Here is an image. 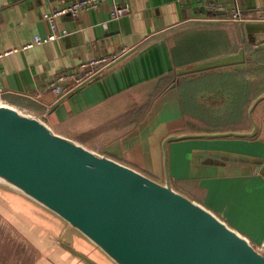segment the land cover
<instances>
[{"label": "crops", "instance_id": "crops-1", "mask_svg": "<svg viewBox=\"0 0 264 264\" xmlns=\"http://www.w3.org/2000/svg\"><path fill=\"white\" fill-rule=\"evenodd\" d=\"M70 1L0 0V53L20 49L35 35H49L47 15ZM115 1L127 9L121 16H112V0L74 16H61L56 19L58 39L2 58L4 102L37 115L56 133L164 182L167 137L238 132L201 127L187 119L200 116L198 100L207 91L201 72L213 69L192 70L237 54L232 52L237 47L235 25H242L248 40L243 31L248 21H233L230 16L239 10L248 20L260 18L264 0ZM254 44L249 55L257 60L264 56V40ZM124 48L130 49L127 55L72 94L57 99L47 88L63 70ZM246 63L230 67L241 69ZM187 74L191 76L179 80ZM201 85L204 88L193 89ZM37 94L39 101L32 98ZM16 98L29 100L31 106L19 104ZM207 102L222 104L216 98ZM253 116L259 127L256 136L171 141L167 164L173 186L182 183L179 191L260 248L264 244V100ZM252 130L253 123L248 132L238 133ZM205 152L227 154L230 159ZM0 264L112 263L50 211L0 185Z\"/></svg>", "mask_w": 264, "mask_h": 264}, {"label": "water", "instance_id": "water-1", "mask_svg": "<svg viewBox=\"0 0 264 264\" xmlns=\"http://www.w3.org/2000/svg\"><path fill=\"white\" fill-rule=\"evenodd\" d=\"M243 31L250 42L260 43L264 21L245 22ZM250 58L241 49L192 72L243 65ZM262 100L264 94L249 109V133L167 137L164 182L56 133L37 115L0 104V185L50 211L112 264H264V253L248 238L175 189L167 164L171 141L256 136L253 112Z\"/></svg>", "mask_w": 264, "mask_h": 264}, {"label": "trees", "instance_id": "trees-1", "mask_svg": "<svg viewBox=\"0 0 264 264\" xmlns=\"http://www.w3.org/2000/svg\"><path fill=\"white\" fill-rule=\"evenodd\" d=\"M247 15V13H245ZM264 15V13H263ZM236 49L233 53H238L241 49L251 52L255 49L256 44L251 43L242 35V25L237 24ZM249 63L241 69H233L230 66L221 67L213 70L201 72V76L207 79L206 94L201 96L198 102L201 104L200 116L191 115L189 118L196 121L197 125L214 127L220 129H234L238 132H248L252 129V123L249 118V108L253 101L264 93V56L258 57L257 60L249 59ZM191 75H182L179 80H184ZM204 88L195 86L193 89ZM209 98L222 100V104L215 106L207 102ZM19 104L31 106V102L24 98H16ZM200 107V106H199ZM197 116L195 118H192ZM248 130V131H247ZM182 183H180V186Z\"/></svg>", "mask_w": 264, "mask_h": 264}, {"label": "built area", "instance_id": "built-area-1", "mask_svg": "<svg viewBox=\"0 0 264 264\" xmlns=\"http://www.w3.org/2000/svg\"><path fill=\"white\" fill-rule=\"evenodd\" d=\"M107 0H72L68 4L58 7L52 10L48 15L47 19L51 22V33L47 36L35 35L33 41L26 43L20 47V49H9L0 53V60L5 56H8L18 50H26L30 49L37 45H42L51 41H54L60 37V33L58 31V26L56 23V19L65 16V15H77L82 10H88L97 8L102 2ZM114 8L112 10V16L117 17L121 16L122 14L127 11L126 8L120 7L116 4L115 0ZM259 18H251L246 19L242 16L239 10H236L230 16V19L233 21H264V15H260ZM129 48H124L119 52H116L111 55H102L99 57H95L93 59L82 61L78 63L74 68L63 70L60 72L55 79L50 81L47 88L56 95L57 99H62L73 92H75L80 87L84 86L85 84L89 83L93 79H95L98 75L102 74L106 71L109 67L116 64L120 59H122L125 55L129 53ZM4 94L5 90L1 86L0 81V104H4ZM34 100L40 99V94L32 96ZM259 251L264 253V244L258 248Z\"/></svg>", "mask_w": 264, "mask_h": 264}, {"label": "rangeland", "instance_id": "rangeland-1", "mask_svg": "<svg viewBox=\"0 0 264 264\" xmlns=\"http://www.w3.org/2000/svg\"><path fill=\"white\" fill-rule=\"evenodd\" d=\"M215 126H221V124H219V125H215ZM184 140H187V139H182V140H177V141H179V143H182V141H184ZM174 142V141H173ZM182 170V169H181ZM174 186L178 189V190H183V188L178 184V183H176V182H174Z\"/></svg>", "mask_w": 264, "mask_h": 264}]
</instances>
